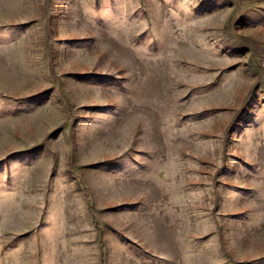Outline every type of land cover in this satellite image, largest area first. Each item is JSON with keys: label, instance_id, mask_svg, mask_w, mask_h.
<instances>
[{"label": "rangeland", "instance_id": "rangeland-1", "mask_svg": "<svg viewBox=\"0 0 264 264\" xmlns=\"http://www.w3.org/2000/svg\"><path fill=\"white\" fill-rule=\"evenodd\" d=\"M0 264H264V0H0Z\"/></svg>", "mask_w": 264, "mask_h": 264}]
</instances>
